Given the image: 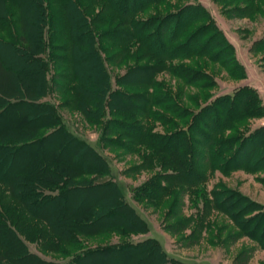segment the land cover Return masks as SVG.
<instances>
[{
	"label": "trees",
	"instance_id": "obj_1",
	"mask_svg": "<svg viewBox=\"0 0 264 264\" xmlns=\"http://www.w3.org/2000/svg\"><path fill=\"white\" fill-rule=\"evenodd\" d=\"M184 1L0 0V47L22 51L40 81L39 88L34 80L27 86L18 76L12 90L0 87V264H114L117 256L119 264H189L169 256L153 237L87 244L84 238L108 231L122 237L144 232L146 224L110 176L106 157L68 132L56 105L42 99L54 87L70 91L64 107L100 125L99 148L118 147L140 156L142 168H159L134 191L133 201L154 208L168 204L170 211L181 204V191L195 210L182 219L183 228L190 224V232H205L216 209L264 248L263 204L223 185L198 189L214 171L264 169V127L239 133L246 118L262 115L250 86L209 93L216 86L209 62L234 65L236 71L225 70L230 78L243 72L204 8ZM239 1L247 10L243 15L264 5ZM23 8L37 11L34 36L25 30ZM82 56L97 69L89 83L77 71L75 58ZM194 57L205 60L200 64ZM108 66L124 67L115 87ZM155 122L165 130L156 131ZM102 190L112 194L115 206L94 200L85 205L88 192ZM28 242L63 258L42 257Z\"/></svg>",
	"mask_w": 264,
	"mask_h": 264
},
{
	"label": "rangeland",
	"instance_id": "obj_2",
	"mask_svg": "<svg viewBox=\"0 0 264 264\" xmlns=\"http://www.w3.org/2000/svg\"><path fill=\"white\" fill-rule=\"evenodd\" d=\"M196 1L204 8L215 26L221 31L225 40L232 46V55L243 72V77L240 79L230 78L225 70L232 68L236 71L237 68L233 67L234 65H227V67L223 68L217 62L208 61L207 69L212 73L216 81V86L210 88L209 93L212 96L231 93L237 87L246 84L253 88L258 97L259 102L257 103L260 105V113L262 115L246 118L239 124L240 135H247L255 127L262 126L260 122L264 117V5L260 3L255 11L243 15V11L246 10H243L245 5L244 2L239 0ZM182 3L188 4L190 1L186 0ZM262 4H264V1ZM36 14L37 11L35 9L23 8L25 30L28 34L32 33V36L35 34V28L32 23ZM194 60L199 61L201 64L205 58L194 57ZM75 63L78 67L79 76H82L86 83H89V80H95L91 78L90 72L94 70L95 75L97 69L90 61H87L82 56L81 58L76 57ZM49 67L51 75L54 68ZM107 68L110 71L112 86L115 87V76L122 74L124 67L115 68L108 66ZM47 75L50 79L49 73ZM18 76L23 77L22 80L27 86L29 81L33 83L32 80H34V86L36 88L40 87L38 74L34 66L26 63L25 54L22 51L15 52L6 47H0V87L5 91L12 90L11 82ZM157 77L163 78L168 85L169 81L172 83V78L167 74H161ZM134 78L136 77H131V79ZM119 88L128 89L122 86ZM60 90L61 88L54 87L42 99L56 105L68 132L76 137L88 140L106 157L109 163L110 176L122 184V187L125 188L126 199L146 224L144 232H124L123 237L113 231H108L103 233L98 239L87 241L84 238L89 246L104 244L108 241L135 242L146 237H153L169 256L189 264H264V248H261L253 239L242 233L229 216L219 210L215 209L210 213L208 217L209 229L205 230V232L203 230L200 234L190 232V224L183 228L186 224H182V219H187L191 214L195 213V210L188 203L187 195L182 194L181 191L177 193V195H180L181 204L176 203L170 211L168 204L154 208L152 205L145 204V200L139 203L133 201L131 197L134 191L143 185L153 175V172L158 171L159 168L156 166L152 167L151 170L142 168V158L140 156L121 148L110 146L99 148L100 125L85 120L77 108L64 107V101L70 97V91ZM187 91L196 92L197 90L194 88L189 90L187 88ZM155 123L156 131L161 133L165 130L158 122ZM85 157L88 158L87 156ZM85 177L92 178L93 176L87 175ZM263 177L264 169L254 173L241 168L231 170L228 173L214 171L212 175L206 178L204 183L198 186V189L208 192L215 186L220 187V185H223L227 189L239 191L264 205V183L259 181ZM192 192L195 195L197 190H192ZM111 195L108 190L88 192L87 200L84 203L87 205L92 200L96 202L106 201L108 205L115 206L111 200ZM75 200L74 198L73 204L78 203ZM169 201L171 205V198H169ZM66 204L68 205V201H66ZM105 211L104 208L103 213ZM63 218L65 223H69L68 215ZM109 218L105 217V219ZM120 218L130 221L124 215H121ZM27 246L30 251L38 253L42 257L49 259L55 257L58 260L63 258L56 253L41 251L38 245L33 242H28ZM46 253L47 255H45ZM116 258L114 264H119L121 257L117 256Z\"/></svg>",
	"mask_w": 264,
	"mask_h": 264
},
{
	"label": "built area",
	"instance_id": "obj_3",
	"mask_svg": "<svg viewBox=\"0 0 264 264\" xmlns=\"http://www.w3.org/2000/svg\"><path fill=\"white\" fill-rule=\"evenodd\" d=\"M260 123H261L262 126H264V117H263V119L261 120Z\"/></svg>",
	"mask_w": 264,
	"mask_h": 264
},
{
	"label": "crops",
	"instance_id": "obj_4",
	"mask_svg": "<svg viewBox=\"0 0 264 264\" xmlns=\"http://www.w3.org/2000/svg\"><path fill=\"white\" fill-rule=\"evenodd\" d=\"M262 204V203H261Z\"/></svg>",
	"mask_w": 264,
	"mask_h": 264
}]
</instances>
